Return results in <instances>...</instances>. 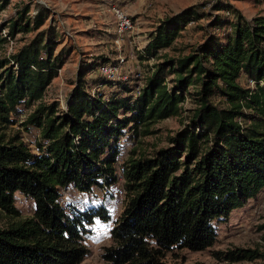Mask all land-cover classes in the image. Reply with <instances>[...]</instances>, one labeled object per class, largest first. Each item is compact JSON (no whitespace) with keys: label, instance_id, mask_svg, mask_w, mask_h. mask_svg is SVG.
<instances>
[{"label":"trees","instance_id":"1","mask_svg":"<svg viewBox=\"0 0 264 264\" xmlns=\"http://www.w3.org/2000/svg\"><path fill=\"white\" fill-rule=\"evenodd\" d=\"M6 2L0 0V9ZM212 6L232 14L229 19L213 14L209 21L211 27H228L221 38L209 32L184 54L159 56L187 21L201 15L194 6L183 8L162 18L144 44L139 58L162 59L137 94L130 82L85 77L98 62L93 60L79 63L64 108L56 99H43L69 52L63 46L55 50L58 38L49 22L39 28L47 9L40 5L30 16L24 4L14 18L0 22L10 37L34 30L0 57V211L12 217L0 226V264L79 262L93 220L105 221L110 213L101 201L83 207L61 203V191L71 186L83 193L112 184L119 136L151 132L152 123L181 111L184 93L193 96L194 106L166 145L149 155H133V148L120 162L124 204L98 264H163L172 249L206 248L216 237L213 222L225 220L264 188V13L246 18L229 3ZM169 73L174 76L168 80ZM90 82L112 90L106 97L91 94L85 89ZM19 104L29 108L23 128L37 129L34 148L18 130H7ZM14 191L32 198L31 215L15 218ZM219 254L233 261L262 253L234 247Z\"/></svg>","mask_w":264,"mask_h":264},{"label":"rangeland","instance_id":"2","mask_svg":"<svg viewBox=\"0 0 264 264\" xmlns=\"http://www.w3.org/2000/svg\"><path fill=\"white\" fill-rule=\"evenodd\" d=\"M229 3L240 10L249 18L257 13H264V0H7L0 9V22L14 18L15 12L24 4L29 5L28 15L35 14L40 5L44 6L45 20L39 26L44 27L48 22L57 34V50L60 46L68 47L69 52L61 66L57 68L54 76L44 90L43 99L50 101L56 99L59 103L65 98L75 80V72L79 63L93 60L111 61L117 54L123 57L122 69L129 77L127 80L132 84L143 83L144 78L153 69L155 62L162 58H139V54L148 41L149 35L162 18L175 14L188 6H194L200 16L187 21L184 27L175 36L172 43L163 49H159V56L165 53L168 56L180 55L188 52L193 46L200 42L203 37L212 32L221 38L222 32L227 26L211 27L209 21L213 14L221 18L229 19L232 14L226 15L224 9H214V3ZM121 10L130 20L132 28L125 31L118 38V44L114 41L116 37L117 15L115 9ZM6 26L4 31H6ZM221 29V30H220ZM34 30L28 32H16L12 42L7 40L0 42V57L7 56L23 42H25ZM1 33V30H0ZM130 41V42H129ZM139 44L142 48L136 49L133 45ZM10 48V49H9ZM8 52V53H7ZM139 70L138 75H134ZM95 75V71L88 72L85 77ZM174 73H169L167 79L172 78ZM90 84L85 85L87 91H91ZM166 86H170L166 80ZM116 89V88H114ZM99 90L109 93L112 88L108 84L99 85ZM132 94L134 92L132 91ZM186 94L181 102V111L160 119L149 126L151 132L145 135L131 134L126 131L118 140L120 152L116 168L117 179L107 187L92 188L88 192H79L67 186L61 191L60 202H73L83 207L95 204L98 201L105 203L109 210V218L105 221L93 220L88 234L84 238L87 253L76 264H98L100 263V252L104 245L110 243L109 229L113 225L118 213L124 204V190L122 186L119 164L124 160L133 148V155L141 151L149 155L153 149L164 146L167 137L180 129L187 121V112L194 106L193 96ZM215 101H219L214 96ZM222 104V102H217ZM18 114L10 113L14 122L7 127L8 131L16 130L31 148H34L33 139L37 136V129L30 126L28 130L23 128L21 121L29 111L23 104L18 105ZM13 205L17 210L16 217L31 215L33 211L32 198L21 194L19 191L13 193ZM12 217L0 211V226L10 221ZM264 188L249 198L241 207L230 210L225 220L214 221L216 230L214 242L200 250L187 248L172 249L161 259L163 264H264ZM234 247L255 249L262 254L250 259L226 260L220 257L221 252Z\"/></svg>","mask_w":264,"mask_h":264},{"label":"built area","instance_id":"3","mask_svg":"<svg viewBox=\"0 0 264 264\" xmlns=\"http://www.w3.org/2000/svg\"><path fill=\"white\" fill-rule=\"evenodd\" d=\"M116 15H117V23H116V37L114 38V41L117 43V47H120V45L118 44V38L119 36H121L125 31L130 30L132 28V24L130 22V20L128 19V17L119 9H115ZM1 35L5 37V39L11 43L12 39L10 36H8L6 34V32L4 31V28H1ZM130 42V41H129ZM134 47L136 49L142 48L139 44H135L133 43ZM10 49V48H9ZM8 53V52H7ZM122 63H123V57L119 54L116 55V57L114 58V60L111 61H98L97 64L94 67L93 72L95 71V75L97 76H101L102 78L106 79V80H112V81H116V80H123L128 82L127 80L129 79L126 71L124 69H122ZM139 70H135L134 75H138ZM245 79V83L249 86V88L254 87V80L252 78L249 77H245L244 75L242 76ZM259 83L261 84L262 81L260 80ZM166 84V83H165ZM99 85L100 82H93L90 85L91 94H101L103 97H106V92H103L102 90H99ZM142 85L141 81L139 80L138 83L133 84V89L132 91L134 92L135 95L139 92V87ZM168 87V86H166ZM131 91V92H132ZM183 98H186V94H183ZM60 106L62 108L65 107V103L60 102Z\"/></svg>","mask_w":264,"mask_h":264}]
</instances>
